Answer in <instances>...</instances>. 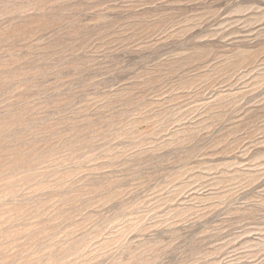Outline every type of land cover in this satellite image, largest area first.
<instances>
[{"label": "rangeland", "instance_id": "obj_1", "mask_svg": "<svg viewBox=\"0 0 264 264\" xmlns=\"http://www.w3.org/2000/svg\"><path fill=\"white\" fill-rule=\"evenodd\" d=\"M0 264H264V0H0Z\"/></svg>", "mask_w": 264, "mask_h": 264}]
</instances>
